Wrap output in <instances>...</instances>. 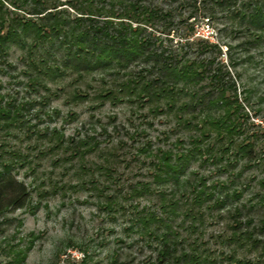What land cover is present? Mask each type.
<instances>
[{"label":"rangeland","instance_id":"obj_1","mask_svg":"<svg viewBox=\"0 0 264 264\" xmlns=\"http://www.w3.org/2000/svg\"><path fill=\"white\" fill-rule=\"evenodd\" d=\"M146 1L171 11V26L153 28L159 49L172 54L184 39L195 41L199 33L218 45L220 53L208 55L214 62L226 64L227 53L234 59L236 67L228 70L235 76L238 101L245 98L243 89L250 93L241 101L247 112L244 133L233 141H252L258 161L223 167L226 156L197 155L179 180L203 182L209 199L191 208L181 197L191 196V187L157 182L150 165L156 148L173 153L187 148L188 131L136 99L96 96L109 87L119 95L115 84L122 71L81 79L67 71L36 86L29 80L37 72L28 69L24 51L11 46L6 63L0 60V101L20 106V111L14 123L0 118V163H11V173L27 186L30 200L25 208L0 216V264H161L159 239L139 231L138 217L146 213L156 219L149 222L150 230L162 231L158 220L172 227L177 251L195 248L201 260L197 264H264V36L243 50L236 44L244 36L234 39L221 13L209 18L196 3L197 10L187 18L190 7L176 0ZM2 5L12 9L4 1ZM57 135L60 143H54ZM74 142H82L77 152ZM141 184L150 192L128 195ZM159 191L165 199L177 200L174 214L161 209ZM111 199L117 205L105 204ZM246 231L254 246L242 241ZM16 253L22 254L17 263L11 261Z\"/></svg>","mask_w":264,"mask_h":264},{"label":"trees","instance_id":"obj_2","mask_svg":"<svg viewBox=\"0 0 264 264\" xmlns=\"http://www.w3.org/2000/svg\"><path fill=\"white\" fill-rule=\"evenodd\" d=\"M3 1L12 9L6 10ZM176 1L190 7L187 18L197 10L196 3L209 18L221 13L230 23L228 29L233 38L244 36L236 44L240 49L258 43L264 36V0ZM171 19L170 10L146 0H0V60H5L11 46L24 51L28 69L37 72L29 80L36 86H42L43 79L62 76L67 71L77 79L92 73L122 71L123 77L115 84L119 95L109 87L96 96L111 101L124 97L131 99L130 102L136 99L139 106L148 104L150 112L165 113L176 126L188 131L187 148L174 153L170 148H156L150 165L156 169L153 177L157 182L191 187V196L184 193L181 197L190 201L191 208H199L209 199L204 183L193 185L179 180L191 161L201 155L206 159L226 156L223 167L233 166L235 161H242L243 166L258 161L252 141H233V136L244 133L247 112L241 101H246L250 92L243 89L245 98L238 101L235 76L228 70L236 67L234 59L227 53V63L223 64L208 56L220 53L217 44L200 38L184 39L172 54L155 46L158 36L153 28L156 24L171 26ZM135 64L143 66L138 71H128ZM19 111L20 106L0 101V118L5 124L14 123ZM211 135L213 141L204 144ZM61 141L55 136L54 143ZM176 142L180 144V140ZM81 143L72 144L75 152ZM11 169V163H0V216L25 208L30 200L27 186L15 178ZM141 192H150L147 184L131 187L128 195L134 197ZM157 193L161 209L174 214L177 200L165 199L161 191ZM214 202L220 203L221 199ZM105 204L117 205V202L111 199ZM155 220L152 213H146L138 217V225L142 229L139 231L159 239L157 259L161 264L201 261L193 247L177 251V234L168 223L158 220L162 231L150 230L148 224ZM242 236V241L254 246L255 240L248 231ZM12 255L11 261L15 263L22 257L21 253Z\"/></svg>","mask_w":264,"mask_h":264},{"label":"built area","instance_id":"obj_3","mask_svg":"<svg viewBox=\"0 0 264 264\" xmlns=\"http://www.w3.org/2000/svg\"><path fill=\"white\" fill-rule=\"evenodd\" d=\"M194 35H195V37H198L200 39L210 41V39L208 38V35H206V34L202 35V34H199V33H195Z\"/></svg>","mask_w":264,"mask_h":264}]
</instances>
